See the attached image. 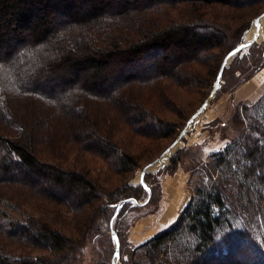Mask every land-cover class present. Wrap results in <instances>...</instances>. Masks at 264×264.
<instances>
[{
    "label": "trees",
    "instance_id": "obj_1",
    "mask_svg": "<svg viewBox=\"0 0 264 264\" xmlns=\"http://www.w3.org/2000/svg\"><path fill=\"white\" fill-rule=\"evenodd\" d=\"M249 1L0 0V112L15 131L8 139L0 136V264L83 260L81 247L94 216L83 223L73 219L70 228L78 238H71L62 228L65 218L55 210L48 212L45 201L36 197L77 214L94 208L103 196L106 210L113 211L110 221L121 201L119 216L133 207L130 200H138L137 193H146L139 184L112 199L114 191L106 190L104 182L87 172L61 168L58 143L48 152L53 162L41 159L33 145L34 129L27 121L12 119L7 98L29 96L43 103L58 97L76 99L71 105L75 127L69 131L76 139L73 150L101 157L107 172L130 171L134 156L120 147L122 142L136 135L168 139L178 134L174 123L160 117L163 109H178L165 81L193 86L200 72L211 66L212 90L225 55L244 41L251 20L232 28L224 22L229 17L215 8L238 9ZM258 42L261 51L256 49ZM37 51L43 53V63L23 60ZM245 64L254 73L264 65V25L256 42L223 70L222 79L229 71L231 81L238 66L246 69ZM49 75L59 79L57 94L43 91ZM72 83L73 90L63 89ZM78 94L83 97L76 98ZM242 117L246 129L224 151L210 155L205 165L208 180L199 181L193 199L170 227L133 249L126 248L122 232L115 228L120 264H264V95L242 108ZM182 152L172 158V170ZM147 175L145 182L153 192ZM13 187L30 192L12 194L17 189ZM64 196L71 199L65 201ZM28 200L40 201L26 204ZM241 247L251 254L239 252ZM112 253L115 249L98 264H112Z\"/></svg>",
    "mask_w": 264,
    "mask_h": 264
},
{
    "label": "rangeland",
    "instance_id": "obj_2",
    "mask_svg": "<svg viewBox=\"0 0 264 264\" xmlns=\"http://www.w3.org/2000/svg\"><path fill=\"white\" fill-rule=\"evenodd\" d=\"M215 9H217L218 13H221V15L224 14L227 18L229 17L224 20V22L231 25L232 28H236L240 25L241 27L247 25L251 20V28L249 27L250 29H247L249 31H245L243 34V38L248 40L254 35L255 26L253 24L255 19L264 10V0H251L246 3L245 6L238 9L227 7H217ZM172 16L177 18L176 12H173ZM262 25H264V22ZM63 34L65 35L66 33L64 32ZM261 43L262 42L257 43L256 49L261 46ZM261 49L262 47L258 50L261 51ZM218 52L219 50H215L212 54L216 55ZM46 53L48 54V51ZM42 55V52L37 51L36 53L30 54V56L27 55L23 60L28 58L29 61L30 59L34 61L40 60L43 63L44 57ZM230 64L228 67H230ZM248 66V64H245L246 69H243L242 66H238L236 72L233 73V79L231 81L229 80V71L226 73L224 79L221 77V85L216 91L214 98L209 102L207 108L202 112L199 118L190 126L186 135L180 140L176 147L172 149L165 162L160 165H155L146 171L144 175V183L148 186L151 192L148 202L142 205L148 197V192L142 186L146 193L142 191L137 193V195H140L139 199H131L130 202L133 207L129 208L122 216H119V211L117 219L115 220L114 231L117 227L122 232L127 249L136 248L140 244L149 240L156 233L170 227L174 223L184 207L193 199V191L199 184V181L202 180L203 177L204 181L208 180L206 177L207 167L205 165L210 160V155L224 151L230 146L232 140L236 138L242 130L246 129L245 123H241L242 121L239 120V118L242 117V108L252 105L264 95L263 84L261 87L253 88L251 95L247 98L245 97L251 90L249 89L250 87H246L245 84L258 73V71L256 73L252 72L251 68L248 69ZM263 67L264 65L262 68ZM198 68L199 67H197V69ZM26 72L31 73V70H26ZM213 72L211 66L205 68L200 72L199 78L195 79L196 84L193 86L189 85V87H178L169 81H165L168 92L171 95L170 97L177 104L178 109L176 110V113L163 109L160 113V117L174 123L177 126L178 134L175 137L168 139L147 138L136 135L134 138L127 139L125 143L122 142L120 147L126 149L134 156L135 163L130 168V171L120 174L107 172L110 169L101 157L95 154L90 155L91 153L87 154L82 151L73 150L76 139L71 137V132L69 131L75 127V125H73L71 105L77 102L76 99L71 100L70 98L58 97L54 102L43 103L34 97L9 96V98H7L6 106L8 109L10 108L12 112L10 114H12L13 120L18 119L27 121L30 123L31 128L34 129L36 139L33 141V145L35 149L42 153V156L40 155L41 159L43 157L47 162H53L49 159L48 152H51L52 148L50 146L53 145V143H58L57 146H59L58 150L59 157L61 158V168L82 173L87 172L88 174H86L89 177L104 182L103 184L106 190L110 192L114 191V195L111 196V198L114 199L118 193L123 196L124 192L128 191V187L139 185L142 170L159 158L179 135L188 120L199 109L201 102L209 95L211 91L210 84L213 80ZM24 74L25 73H23V75ZM20 76L21 75H19V77ZM49 78L51 81H46L43 84L44 93H59L56 87L59 84V79L50 77V75ZM17 82L18 81L15 80L16 85L18 84ZM35 84H37V82H35ZM73 84L75 83L69 84L63 89L65 91L73 90ZM222 85L223 89L220 90ZM245 87L249 90L245 89ZM120 92L121 89L119 90V93ZM82 97L83 96L78 94L76 98L81 99ZM65 103L71 104L66 106ZM114 105L117 107L115 103ZM117 112L118 111H115L113 113L114 116L115 114L117 115ZM3 117V113L0 112V136L1 138L8 139L15 131L14 128H11V126L4 122ZM121 118H125L124 113L121 115ZM11 125L13 126V124ZM56 138H60V141L57 142ZM42 142H47V144H42ZM130 142L134 145L131 144L127 147L126 145ZM227 143L228 145H226ZM189 149L190 151L185 154L184 151ZM180 150L183 151L181 154L182 156L180 157L181 161L175 170H172L170 167L172 158H174L175 154ZM146 175L149 177L153 192L151 191L150 185L145 182ZM107 176H112L114 178L109 179L108 181H101ZM215 177H217V175ZM30 183V181H24L26 186L33 188L29 185ZM13 188L17 189H14L12 194H17L18 190H23L25 192L29 191L24 187ZM131 195H133V191H131ZM121 196H118V198ZM36 198L45 201V203L43 202L45 206L44 208H46L48 212L55 210L58 215L65 218V224H63L64 226L62 228H64L63 231L71 236V238H78V234L74 233L70 228L72 224L69 223L72 222L73 219H79L83 223L87 218L91 219L94 216V224L92 228L89 229L90 231H88L83 247H81L82 251H84L81 257L83 260L77 259L75 261L76 264H79L81 261L82 264H98L102 259L107 260L109 256H111V252L115 249V240L114 238H111L112 232L108 217L113 211L106 210L103 205V201L105 200L103 196L99 202L94 203V208L85 209L77 214H73L71 211L68 212L67 206L57 205L45 199H41L40 197ZM174 198L177 199L176 203L173 202ZM70 199L69 196H64L65 201ZM40 200H28L26 201V204L31 202H34L32 204H38ZM123 202L124 201H121V204L119 203L121 208L124 204ZM135 202L139 204H136ZM22 204L25 208V202H22ZM166 209L173 211L175 220L165 226L164 224H160V218L162 217L161 214ZM239 252H245L247 256L251 254V251L244 250L242 247ZM111 259L113 264L115 253L112 255ZM104 262L105 261L102 263ZM118 264H120V242Z\"/></svg>",
    "mask_w": 264,
    "mask_h": 264
},
{
    "label": "water",
    "instance_id": "obj_3",
    "mask_svg": "<svg viewBox=\"0 0 264 264\" xmlns=\"http://www.w3.org/2000/svg\"><path fill=\"white\" fill-rule=\"evenodd\" d=\"M256 21L259 22V26H258V33L255 35V37H253L250 40H246L244 39V41L239 44L238 46H236L234 49H232L230 52H228L224 59L222 60L220 69L217 73L216 76V80L213 84V88L210 91L209 95L207 96V98L204 100V102L202 103V105L199 107V109L193 114V116L188 120V122L186 123V125L184 126V128L182 129V131L179 133V135L175 138V140L166 148V150L161 154V156L159 158H157L156 160H154L152 163H150L149 165H147L141 172L140 175V184L144 187V189L148 192V197L147 200H145L143 204H146L148 202V200L150 199L151 196V192L150 189L148 188V186L144 183V175L146 173V171L155 166V165H160L161 163H164L165 160L168 158L170 152L172 151V149L174 147H176V145L180 142V140L186 135V133L189 131L190 126L199 118V116L202 114V112L207 108V105L209 104V102L214 98L216 91L219 89L220 85H221V77H222V72L223 70L230 64V62L233 60V58L239 54L240 52L248 49L249 47H251L254 42H256V40L258 39L262 24L261 21L264 20V12H262L256 19ZM253 24V23H252ZM252 26V25H251ZM251 28V27H250ZM249 28V29H250ZM249 31V30H247ZM136 203V202H135ZM139 204V203H136ZM121 209V205L117 207L112 219L110 220V229L113 235V238L115 240V259L113 260V264H118V260H119V256L117 257L116 253H119V238L117 236V234L114 231V224H115V220L117 219V216L119 214V211Z\"/></svg>",
    "mask_w": 264,
    "mask_h": 264
},
{
    "label": "crops",
    "instance_id": "obj_4",
    "mask_svg": "<svg viewBox=\"0 0 264 264\" xmlns=\"http://www.w3.org/2000/svg\"><path fill=\"white\" fill-rule=\"evenodd\" d=\"M263 84H264V67L261 70H259L258 73L256 75H254V77L245 84L246 87H250L249 89H251L250 92L245 97L247 98L251 95L253 88H255V87L258 88L259 86L261 87ZM246 87H245V89H248ZM176 200L177 199L174 198L173 202L176 203ZM161 215H162V217L160 218V224L161 225L164 224L166 226L175 220V215L173 214V211H171V210L166 209L163 211V213Z\"/></svg>",
    "mask_w": 264,
    "mask_h": 264
},
{
    "label": "bare ground",
    "instance_id": "obj_5",
    "mask_svg": "<svg viewBox=\"0 0 264 264\" xmlns=\"http://www.w3.org/2000/svg\"><path fill=\"white\" fill-rule=\"evenodd\" d=\"M264 20H262L261 21V23L263 22ZM254 26H255V28H254V35L251 37V38H249L248 40H250V39H252L253 37H255V35L258 33V26H259V22L258 21H254V24H253Z\"/></svg>",
    "mask_w": 264,
    "mask_h": 264
},
{
    "label": "snow or ice",
    "instance_id": "obj_6",
    "mask_svg": "<svg viewBox=\"0 0 264 264\" xmlns=\"http://www.w3.org/2000/svg\"><path fill=\"white\" fill-rule=\"evenodd\" d=\"M117 257L119 256V253H116ZM126 259V258H125Z\"/></svg>",
    "mask_w": 264,
    "mask_h": 264
},
{
    "label": "built area",
    "instance_id": "obj_7",
    "mask_svg": "<svg viewBox=\"0 0 264 264\" xmlns=\"http://www.w3.org/2000/svg\"><path fill=\"white\" fill-rule=\"evenodd\" d=\"M226 145H228V143Z\"/></svg>",
    "mask_w": 264,
    "mask_h": 264
}]
</instances>
